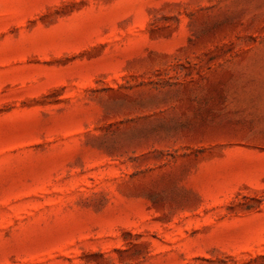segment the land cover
I'll return each instance as SVG.
<instances>
[{
    "label": "rangeland",
    "instance_id": "rangeland-1",
    "mask_svg": "<svg viewBox=\"0 0 264 264\" xmlns=\"http://www.w3.org/2000/svg\"><path fill=\"white\" fill-rule=\"evenodd\" d=\"M0 264H264V0H0Z\"/></svg>",
    "mask_w": 264,
    "mask_h": 264
}]
</instances>
